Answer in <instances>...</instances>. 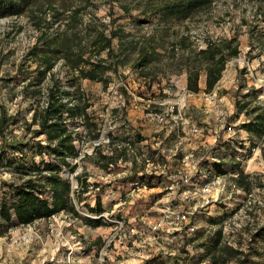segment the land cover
Masks as SVG:
<instances>
[{
  "label": "rangeland",
  "instance_id": "374dc122",
  "mask_svg": "<svg viewBox=\"0 0 264 264\" xmlns=\"http://www.w3.org/2000/svg\"><path fill=\"white\" fill-rule=\"evenodd\" d=\"M37 1L35 5L57 6L64 14L81 7L85 22L95 16L98 23L108 25L107 31L116 19L114 25L134 37L157 33L164 47L159 49L160 59L148 77L131 66L135 55H130L107 86L88 79L72 82L73 74L64 62L55 65V79L63 91L89 105V123L96 127L88 132L77 120L79 155L69 158L70 166H62V175L76 191L72 197L78 213L62 210L28 225H0V264H213L207 249L219 237V247L239 251L226 264H264V134L251 135L241 128L247 115L236 116V101L246 95L252 104H264V0H214L211 7L192 18L173 20L169 29H158V19L143 12L163 0ZM124 6L129 7V15ZM65 22L62 19L54 26L64 29ZM38 34L28 11L0 17V105L8 116L4 138L0 135V150L3 141H28L32 132L25 126L34 114L32 104L44 105L47 100L51 73L39 80L36 63L22 66ZM183 34L198 48L205 47L207 39L236 38L239 43L240 54L228 61L212 90L221 99L219 111L207 110L205 95L212 91L184 94V61L190 49L175 45ZM113 45L119 46L117 37ZM205 77L203 73L201 79ZM173 102L184 106L183 112L203 128V135L190 136L182 127L170 131L146 116L149 111L167 109ZM232 123H237L236 132L230 134L227 127ZM96 133L98 138H94ZM178 136L187 142L179 144ZM39 139L45 142L44 136L35 141ZM191 142L197 163L195 180L207 182L212 171L227 174L240 191L228 186L217 202L192 209L194 233L153 231L152 225L163 216L162 208L184 203L177 192L170 193L168 174L179 167L180 156ZM254 146L260 151L254 152ZM34 151L31 146L24 150L28 155ZM102 155L113 159L108 168L98 163ZM148 158L160 166L149 169ZM214 163H221L223 171L216 172ZM10 169L5 162L0 163V187L2 181L15 178ZM200 173L205 176L201 178ZM132 179L145 181L148 189L132 191ZM99 198L104 209L90 211L87 205L96 207Z\"/></svg>",
  "mask_w": 264,
  "mask_h": 264
},
{
  "label": "trees",
  "instance_id": "16d2710c",
  "mask_svg": "<svg viewBox=\"0 0 264 264\" xmlns=\"http://www.w3.org/2000/svg\"><path fill=\"white\" fill-rule=\"evenodd\" d=\"M37 2L0 0V17L22 15L28 11L30 19L39 31L36 41L25 54L22 66L34 62L37 65L39 80L49 72L52 78L45 104H32L34 114L30 122L26 121L25 126L27 132H32L28 141L11 144L2 142L0 163L5 162L6 167L11 168L12 175L15 176L10 181L1 182L2 226L4 223L28 225L62 210L78 213L72 197L76 191L72 188L71 181L62 175V166H70L69 158L79 155L76 145V140L80 138L77 120L82 122V128H87L88 132H92L96 127L89 123V105L84 104L83 98L75 99L72 92L63 91L59 80L55 79V73L52 72L55 65L63 61L73 74L70 79L72 82L88 79L103 82L107 86L112 81V74H120V67L126 64L130 55H135L131 66L148 77L160 59L159 49L164 47L161 43L164 40H158L157 33L134 37L121 27H116V19L111 21L110 30L107 31L108 25L98 23L95 16L85 22L81 7H74L70 9V13L64 14L57 6L35 5ZM213 2L214 0H163L152 3L151 7L143 12L158 19V29H169V23L173 20L192 18L211 7ZM123 8L125 14L129 15V7ZM48 13H51V19L48 18ZM62 19L66 20L65 28H56L54 23ZM116 37L119 39L117 48L113 45ZM175 45L190 49L184 66L187 71V89L193 92L202 90L200 79L203 73L206 75L205 90L212 91L221 80L228 61L241 52L236 38L207 39L206 46L198 48L192 47L190 36L183 34L175 41ZM261 51L264 53V44L261 45ZM252 91L257 95L255 90ZM65 94L71 98L65 97ZM249 96L236 101V116L246 114L247 121L241 124V128L253 136H262L264 104H252ZM0 108V135L4 138L8 116L5 107L0 105ZM35 125L37 127L32 129ZM41 136H44L45 142L42 139L35 141ZM98 137L99 133H96L94 138ZM29 146L35 150L32 155L24 152ZM36 156L40 157L39 161L35 160ZM101 158L98 163L103 168H108L109 164L113 163V159L106 155ZM105 159L109 160L105 162ZM214 167L216 172L223 171L221 163H214ZM81 184L83 186V182ZM87 206L90 211L101 212L104 209L100 198L97 199L96 207ZM88 222L98 221L88 219ZM263 230L264 228L261 229ZM261 231L259 235L263 234ZM217 233L220 234V231ZM219 245L220 237L207 249L208 254L213 256V264H226L239 252L233 247Z\"/></svg>",
  "mask_w": 264,
  "mask_h": 264
},
{
  "label": "built area",
  "instance_id": "2783aa9c",
  "mask_svg": "<svg viewBox=\"0 0 264 264\" xmlns=\"http://www.w3.org/2000/svg\"><path fill=\"white\" fill-rule=\"evenodd\" d=\"M190 94L188 89H185L184 94ZM207 110H218L220 107V98L217 92L214 90L205 95ZM183 105L180 102H173L167 109L161 112H147L146 116L154 124L160 127H170V131H173L179 127L184 130L188 129L190 136L203 135V128L189 120V117L183 112ZM219 111V110H218ZM240 123V121H238ZM237 123H232L227 127L228 133L232 134L236 132ZM180 139L179 144H183L187 139L178 136ZM217 140V135L214 138V142ZM143 143L147 142L144 139ZM187 142V141H186ZM193 142L189 143V148L185 149L179 159V167L175 170H170L168 178L172 181L170 185V193H176L184 203L179 206L172 207L167 205L162 208L163 216L152 225L153 231H165V232H180L191 234L196 230V226L191 221L192 209H196L197 206L205 207L211 203L217 202L220 196L227 190L228 186H231L233 190L240 191L237 184L234 181H229L227 174L218 175L212 171L209 180L205 183H201L200 180H195L193 177V168L197 167L195 162V149L191 146ZM128 145H130L128 143ZM254 152H259L260 148L252 147ZM148 168H157L160 164H155V161L151 158L147 159ZM112 165V163H111ZM201 178L205 175L200 173ZM229 176V175H228ZM129 186L132 191H143L148 189V185L145 181L140 179H132L129 182ZM194 205V207H193Z\"/></svg>",
  "mask_w": 264,
  "mask_h": 264
},
{
  "label": "crops",
  "instance_id": "0c3cea01",
  "mask_svg": "<svg viewBox=\"0 0 264 264\" xmlns=\"http://www.w3.org/2000/svg\"><path fill=\"white\" fill-rule=\"evenodd\" d=\"M200 86H201L202 89H205V87H206V77L204 78V80H202V79L200 80ZM103 207H104V205H103Z\"/></svg>",
  "mask_w": 264,
  "mask_h": 264
}]
</instances>
